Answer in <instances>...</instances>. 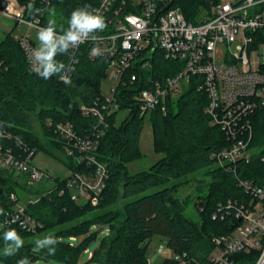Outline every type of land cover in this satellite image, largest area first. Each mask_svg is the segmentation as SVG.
<instances>
[{
    "label": "trees",
    "instance_id": "1",
    "mask_svg": "<svg viewBox=\"0 0 264 264\" xmlns=\"http://www.w3.org/2000/svg\"><path fill=\"white\" fill-rule=\"evenodd\" d=\"M99 1L52 0L47 7H27L30 12L26 11V14L28 17H42V24L47 27L52 21L49 11L60 9L65 22L60 21L55 26L56 31L63 34L69 27L74 10L86 5L91 10ZM219 1L175 0V6L181 8L188 21L197 22L203 12L211 14L213 5ZM23 3L26 6L31 4L28 1ZM88 48V44L83 45L75 60L71 59L69 52L56 57L72 69L67 71L69 82L65 83L58 75L44 80L30 71L24 52L12 33L0 41V56L4 62L0 70V128L17 135L33 152L34 158L38 150L44 148V144L31 130L33 120H38L45 136L55 146L65 148L66 166L71 172L80 173L87 169L86 164L79 163L68 154L67 141L55 127L58 123H71L75 132L82 137L92 136L97 128H102L96 157L107 165L109 171L106 187L97 206L86 204L82 208L69 192L60 195L58 191L64 186L65 179H55L58 183L56 188L48 190L38 201L26 205V211L41 224L37 232H27L17 224L0 230V259L6 264H17L24 257L28 258L29 264H44L43 261L49 258L57 260L59 264H148L150 243L155 236H159L166 240V245L174 254L162 264H182L176 255L192 264L205 263L214 250L212 238L230 232L234 226L230 220L212 219L215 207L229 198L245 197V192L238 187V177H256V181L264 177V166L259 156L248 164L238 163L236 170L215 165L213 154L229 146L230 142L220 126L211 124V118L205 111L209 98L205 91L199 90L200 78L197 76L192 77L189 86L176 99H168L167 111L158 107L148 114L140 113L138 103L132 98L129 100V97L149 88L151 79L174 77L182 70L181 62L166 58L159 49L154 50L150 67L131 68L130 71L138 77L134 84H120L121 97L124 99L120 109L130 108L129 114L120 124H116L119 111L105 113L108 126L101 127L98 116L93 113L85 115L80 107H93L104 98L101 84L108 78L109 60L90 59ZM147 116L153 128L155 150L162 153L163 157L150 168L130 174L128 164L142 158L140 138ZM253 124L254 145L261 148L262 154L264 108L253 115ZM200 172H206L211 181L207 193L198 197L196 206L199 220L195 221L185 214L184 205L176 193L182 180ZM14 175L10 171L0 170V176L9 182L0 190V209L4 210L0 220L14 211L18 201L12 199V194L19 196L17 188H28L26 182L21 183ZM45 184L46 181L39 186ZM121 202L120 209H108ZM98 208L105 210L69 227L54 230L62 223ZM9 228L16 229L24 245L14 256L5 257L3 233ZM45 232H50L48 235H54L58 240L54 256H49L47 249L35 247L37 239L48 236L37 238ZM71 237L76 240L72 241ZM95 240H99L98 247L82 262L84 254ZM259 255V251L237 254L234 261L235 264H255Z\"/></svg>",
    "mask_w": 264,
    "mask_h": 264
},
{
    "label": "built area",
    "instance_id": "2",
    "mask_svg": "<svg viewBox=\"0 0 264 264\" xmlns=\"http://www.w3.org/2000/svg\"><path fill=\"white\" fill-rule=\"evenodd\" d=\"M24 1L47 7L52 0H0V16L22 28L19 35H12L24 52L29 70L33 71L32 51L37 46L28 31L46 26L42 24V17H28L26 11H30ZM171 1L100 0L89 10L103 16L106 28L93 34L96 40H85L70 49L69 55L75 60L80 48L88 44L90 59L109 60V71L116 86L95 106L82 105V113L95 114L99 125L107 127L105 113L120 111L124 101L120 84H134L138 77L131 68L150 67L152 54L159 49L166 58L181 62L182 70L174 77L151 79L149 88L129 97L138 103L140 113L148 114L158 107L167 111L168 99H176L189 86L192 77L197 76L199 90L205 91L209 98L205 111L211 124L220 126L230 142L213 154L215 165L236 170L238 163L248 164L259 156L264 166V153L254 145L253 124V115L264 108V0H220L213 5L211 14L203 12L197 22L188 21L181 8L175 6V0L168 6ZM93 47L102 49L103 54L93 55ZM219 47L224 53L222 63L217 61ZM255 52L258 57L251 61V54ZM3 66L0 56V70ZM55 129L67 141L68 154L87 166L83 173L71 172L59 194L69 192L76 202L81 199L83 204L99 205L109 177L107 165L96 157L103 129L97 128L92 136L86 137L78 135L71 123H58ZM32 156L33 152L17 135L0 128V170L24 174L31 186L47 180L54 183L47 191L56 188L57 181L47 178L33 164ZM256 179L238 177V187L245 192V197L229 198L215 207L212 219L230 220L234 226L230 232L214 236V250L207 261L196 264H235V255L252 251L260 253L255 264H264V177L260 181ZM12 199L18 203L13 212L0 220V230L17 224L27 232H37L40 222L26 211V205L19 204L17 194H12ZM175 257L182 264H192L180 255Z\"/></svg>",
    "mask_w": 264,
    "mask_h": 264
},
{
    "label": "rangeland",
    "instance_id": "3",
    "mask_svg": "<svg viewBox=\"0 0 264 264\" xmlns=\"http://www.w3.org/2000/svg\"><path fill=\"white\" fill-rule=\"evenodd\" d=\"M228 2H235L236 0H222ZM49 18L54 21L55 25H59L60 21H64L61 16L60 9H54L49 11ZM14 22L11 19L6 17L0 16V41L4 39V37L8 33H12L13 35H19L22 28L15 27ZM24 30V32H26ZM30 36L36 42V46L39 47V42L37 40V32L35 29H29ZM224 57L223 49L221 47L218 48L217 51V61L222 63ZM258 54H251V61L256 60ZM116 86V81L112 76L111 72L109 71L108 78L105 79L101 84V91L104 95L109 94L110 89ZM129 108L121 109L117 116H116V124H120L125 117L129 114ZM31 130L35 133V135L40 139V141L44 144V148H41L36 153L35 157L33 158V164L44 171L47 178L51 179H65L71 174V170L66 166L64 163V159L66 158V150L64 147L55 146L53 142L45 136L43 129L40 125V122L36 119L33 120L31 125ZM140 150L142 153V158L131 162L128 164V171L130 174H135L139 171L146 170L150 168L155 162L160 160L163 157V154L157 152L155 150V139L153 134V128L151 122L148 120V116L144 122V128L140 138ZM15 179H19L21 183L26 182V177L24 174H18L17 172L14 175ZM211 181L210 176L206 172H200L193 174L184 180L181 181V185L176 193L177 198L183 203L185 214L193 219L199 220V213L197 209V202L198 197L205 195L207 193L208 185ZM9 182H6L2 176H0V190L4 189ZM46 186H39V184H35L33 186L29 185L28 183L25 187H18L17 191L19 194V204L20 205H27L29 201L34 202L38 201L42 195L47 192V188L50 189L54 186V183L49 182L46 180ZM31 188V190H29ZM39 188V189H38ZM84 200L78 199L77 204H79L82 208L86 205L83 204ZM122 207V202L116 206H111L108 209H120ZM105 209H94L86 214H83L77 219L64 222L61 226L56 227L54 230L59 229L61 227H69L77 222H80L84 218L93 217L99 212L104 211ZM53 230V231H54ZM50 232H45L44 234H40L37 238L41 237L42 235H48ZM65 240H68L65 239ZM99 240L93 241L91 244L89 252L84 254L82 262H85L90 257V252H92L95 248L98 247ZM163 247V249H161ZM174 254L170 248L166 245V240L162 237L155 236L150 243L149 251H148V264H162L166 258L173 257ZM44 264H59L57 260L53 258H49L47 261H43ZM0 264H6L4 260L0 259Z\"/></svg>",
    "mask_w": 264,
    "mask_h": 264
},
{
    "label": "clouds",
    "instance_id": "4",
    "mask_svg": "<svg viewBox=\"0 0 264 264\" xmlns=\"http://www.w3.org/2000/svg\"><path fill=\"white\" fill-rule=\"evenodd\" d=\"M28 7L32 9L33 5L29 4ZM89 7L86 5L72 12L69 27L63 31V34L57 33L54 21H49L47 27L38 30L39 47L32 51V70L40 78L48 80L52 76L58 75L65 83L69 82L66 72L72 69L63 61L57 60L56 57L68 54L70 49L77 48L85 40H96L97 37L93 34L106 28L103 16L93 14L88 10ZM36 11L39 12L40 10L36 9ZM91 52L96 56L103 54L99 47H93ZM3 214L4 210L0 209V215ZM3 241V255L5 257L14 256L24 245L23 238L13 228L4 231ZM57 243L58 240L54 235H48L43 239H37L35 247L41 250L47 249V254L54 256ZM17 264H29L28 258L24 257L18 260Z\"/></svg>",
    "mask_w": 264,
    "mask_h": 264
},
{
    "label": "water",
    "instance_id": "5",
    "mask_svg": "<svg viewBox=\"0 0 264 264\" xmlns=\"http://www.w3.org/2000/svg\"><path fill=\"white\" fill-rule=\"evenodd\" d=\"M173 1H174V0H172V1L168 4V6H170V5L173 3ZM168 6H167V7H168ZM161 249H163V247H162Z\"/></svg>",
    "mask_w": 264,
    "mask_h": 264
}]
</instances>
